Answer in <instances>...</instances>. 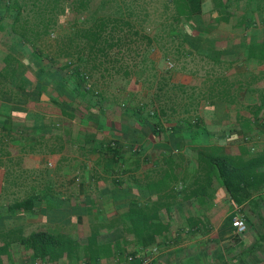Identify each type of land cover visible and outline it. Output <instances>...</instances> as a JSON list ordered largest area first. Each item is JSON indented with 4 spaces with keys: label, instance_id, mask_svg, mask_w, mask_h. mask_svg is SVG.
<instances>
[{
    "label": "crops",
    "instance_id": "1",
    "mask_svg": "<svg viewBox=\"0 0 264 264\" xmlns=\"http://www.w3.org/2000/svg\"><path fill=\"white\" fill-rule=\"evenodd\" d=\"M232 1L237 6L230 11L234 16H264V0ZM235 37L225 41L221 36L216 37L224 42L223 46L232 45L235 56L220 63L232 66L235 86L223 93L218 83L207 81L184 96L188 102L185 112L197 118L196 124L188 122V117L171 122L159 114L156 123L141 121L128 110L115 113L104 97L92 98L84 106L74 101L76 98L61 93L70 92L60 88L72 81L62 73L57 80H42L39 84L34 81L31 90L45 92L41 99L52 102L51 97L56 96L59 100L61 109L54 113L58 121L67 115L64 110L74 115L82 110L79 105L86 110L82 119L90 123L66 122L62 125L60 148L43 157L42 161H51L55 167L48 175L47 184L41 187V192L48 193L46 203L31 195L34 205L29 210L0 205V264H115L116 256L123 261L122 249L138 252L143 247L125 236L117 215L133 199L143 203L146 199L157 201L171 189L174 193L177 190L178 199L172 202L169 213L164 210L160 213L161 219L169 223V233L152 264H264V201L259 205H236L215 178L214 188L206 187L212 193L209 203L201 204L195 196H182L193 191L196 177H202L197 164L203 148L224 153L221 151L237 145L239 133H244L254 141V153L264 150V63L255 68L242 63ZM247 74L248 86L241 82V76ZM155 98L161 99L160 92L154 93ZM50 110L45 104L38 111L45 117L41 115V125L32 130L47 127L45 123L53 117L48 113ZM110 139L119 143L115 155L106 148ZM137 147L139 150L134 151ZM30 176L38 179L35 173ZM161 180L166 182L167 189L157 186ZM176 209L184 214L173 217ZM231 214L244 217V232L237 233L233 228ZM92 228L98 231L96 241L101 247L98 254L91 255L82 248L87 245ZM38 230L67 235L78 244V249L63 253L56 260L42 259L20 242L22 237ZM107 244L110 250L103 251ZM131 264L141 263L136 260Z\"/></svg>",
    "mask_w": 264,
    "mask_h": 264
},
{
    "label": "rangeland",
    "instance_id": "2",
    "mask_svg": "<svg viewBox=\"0 0 264 264\" xmlns=\"http://www.w3.org/2000/svg\"><path fill=\"white\" fill-rule=\"evenodd\" d=\"M26 1L29 3L35 0ZM86 1L82 9H78V2L70 4L64 1L57 7L51 4L54 6L51 13L57 20L50 31L35 43L37 50L34 55L41 59L24 56L17 47L18 37L8 30L0 31V70L7 53L16 55L31 75L34 73L35 60L48 65L50 63L54 68L65 65L77 68L81 75L89 74L93 89L87 90L88 95L77 96L74 101L87 106L92 98L98 100L104 97L115 113L128 110L131 115L138 116V120L150 123H156L159 116H164V120L171 122L187 117L188 122L197 121L195 116H188L185 112V103L188 102L184 96L200 89L202 82L207 81L218 83L222 90L224 87L232 88V82L235 86L236 76L229 66L195 55L186 43L184 31L197 32L188 26L194 19L180 14L177 3L171 0ZM202 1L203 12L198 17L203 31L212 37L221 36L223 41L232 40L237 35V31L232 29V21L226 22L217 16L215 0ZM236 7L233 1L228 6L230 11ZM100 18H105L108 23L104 35L109 40L103 43L105 50L98 52L93 58L87 54L81 29ZM168 60L173 63L172 67H168ZM241 77V82L248 86L250 76L247 74ZM3 80L9 81L0 75V82ZM8 89L7 86L0 85V90L17 98L19 105L26 111L42 115L39 112L48 104L51 109L48 113L53 117H49V122L45 123L47 127L43 130L21 128L22 130L9 132L7 127L0 125V205H9L31 195L46 203L49 200L46 197L48 193L41 192V189L49 181L48 175L55 171V167L51 161H42L43 157L60 148L62 125L66 122L89 124L90 120L82 119L86 110L78 105L81 112L78 110L75 115L68 113L58 121L54 113L59 111V102L56 101V104L32 98L24 92L15 93ZM158 92L161 99L153 100L154 93ZM1 101L3 100L0 98V104ZM150 111L154 113L150 114ZM42 117L44 119L45 115ZM245 136L250 137L239 133L237 145L221 152L254 153L255 147L251 150L246 146ZM31 173H35L38 179L29 178ZM42 194L45 196L41 197ZM183 214L176 209L172 215L178 218ZM233 216L230 215L231 220ZM125 251L126 248L121 250L122 253Z\"/></svg>",
    "mask_w": 264,
    "mask_h": 264
},
{
    "label": "trees",
    "instance_id": "3",
    "mask_svg": "<svg viewBox=\"0 0 264 264\" xmlns=\"http://www.w3.org/2000/svg\"><path fill=\"white\" fill-rule=\"evenodd\" d=\"M64 1H68L70 4L78 2V9H82L87 2L86 0H54L53 2L35 0L28 3L26 0H0V31L8 30L10 34L18 37L17 47L24 56L30 55L34 59H41L40 56L34 55L37 50L35 43L42 35L50 31L57 20V17H54L51 13L53 12L52 8L61 6V2ZM171 1L178 4L180 14L194 19V22L188 26L197 33L184 31L183 35L195 55L219 64L226 57L235 56L232 45L230 47L223 46V41L220 42L216 37L209 36L200 26L201 21L198 16L203 12L202 0ZM231 1H214L217 16L222 18L223 21H232V29L237 31L235 38L238 40L236 45L242 54L241 62L246 66L251 65L255 68L264 63V16L259 18L234 16L228 8ZM166 2H170V0H166ZM51 4H54V6H51ZM244 6L245 8L248 7V3ZM47 10L49 11L47 12ZM6 17L8 20H5ZM98 20L81 29V37L85 42L87 54L93 58L96 57L98 52L105 50L103 43L109 40L104 35L108 23L105 18ZM3 63L0 75L9 81L3 80L0 85L7 86L15 93L24 92L32 98L40 99V95L45 92L40 90L38 93H34L33 90H29L28 86L31 89L34 81L35 84H39V81L42 80H46V82L47 80H57L58 74L62 73L71 77L72 81L70 84L65 82L64 87L62 86L60 89L64 90L65 88V91L75 92L76 95L74 96L70 92L64 93L63 91L61 93L72 99L79 95H88L89 91L87 90L89 89H84V77L77 68L68 65L62 68H54L50 63L48 65L44 64L43 61L35 60L33 63L34 73L31 75L27 71V67L23 66L24 63L16 55L10 53L5 55ZM229 69H232V66H229ZM233 85L234 82H232ZM230 89L224 87L222 92L226 93ZM4 93L2 91L0 93V98L3 100L0 104V125L2 127H7L9 132H14L21 128L34 129L41 125V115L29 110L26 111L19 105L20 102L18 103L17 98H13L12 94L10 95L7 92ZM55 97H51V101L57 104L59 100ZM63 112L68 114L66 110ZM193 123L196 124V120ZM116 143L117 147L114 148L106 144L107 151L111 152L112 155L118 153L119 143L117 141ZM198 156L197 171L202 173L203 178L201 176L196 177L195 182L197 185L193 187V191L190 190L189 194L184 192L182 194L184 198L195 196L201 204L209 203L212 200V193L210 194L206 187L214 188L212 179L215 178L236 205L244 203L259 205L264 201V150L258 153H217L203 148ZM157 186L162 189L168 188L164 180L159 181ZM176 191L174 193L171 189L157 201H151L150 199H146L144 203L137 199L130 201L126 210L117 215L125 236L132 237L135 243L141 247L164 243V239L169 233V223L161 219L160 213L162 210L169 213L172 202L178 199ZM163 200H170V202L165 203ZM9 205L16 209L29 210L34 205V201L32 196H28ZM97 232L95 228H92L91 237L87 245L82 248L91 255L98 254L100 251L101 245L96 241ZM20 242L32 249L36 256L49 261L60 258L63 253L70 254L78 249V244L67 235L54 234L46 230L33 231L22 237ZM102 248L103 251H109L110 244L104 245Z\"/></svg>",
    "mask_w": 264,
    "mask_h": 264
},
{
    "label": "built area",
    "instance_id": "4",
    "mask_svg": "<svg viewBox=\"0 0 264 264\" xmlns=\"http://www.w3.org/2000/svg\"><path fill=\"white\" fill-rule=\"evenodd\" d=\"M167 65L168 67H172L173 63L171 61H167ZM84 89H90L91 88V81H90V77L89 74H84ZM153 111H150V114H153ZM194 121V120H193ZM192 121V122H193ZM244 140L246 141V143L249 144V148L251 150L254 149V141H252L250 139V137L245 136ZM107 144H109L112 148L117 147V143L115 140H110ZM139 148H134V151H138ZM231 224L233 226V228H235L237 233H242L246 230V222L243 216L236 214L233 216ZM161 248L160 245L158 244H153V245H149L147 247H143L141 248L140 251L138 252H133V251H125V252H120V254L122 255L123 261H121L119 259V256L115 257V264H131L134 261L138 260L141 264H152L158 257V255L160 254Z\"/></svg>",
    "mask_w": 264,
    "mask_h": 264
}]
</instances>
